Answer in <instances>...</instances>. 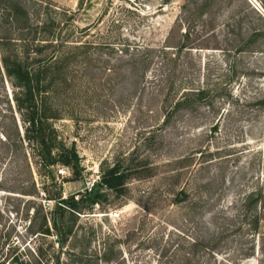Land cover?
Masks as SVG:
<instances>
[{
	"label": "rangeland",
	"instance_id": "obj_1",
	"mask_svg": "<svg viewBox=\"0 0 264 264\" xmlns=\"http://www.w3.org/2000/svg\"><path fill=\"white\" fill-rule=\"evenodd\" d=\"M254 1L0 0V264H34L38 249L60 264H264ZM3 57L42 79L30 106L44 139H28ZM46 145L53 158L73 148L77 175ZM114 166L121 188L99 187ZM91 188L101 198L58 253L42 216Z\"/></svg>",
	"mask_w": 264,
	"mask_h": 264
},
{
	"label": "trees",
	"instance_id": "obj_2",
	"mask_svg": "<svg viewBox=\"0 0 264 264\" xmlns=\"http://www.w3.org/2000/svg\"><path fill=\"white\" fill-rule=\"evenodd\" d=\"M2 62L6 75L14 79V86L25 90L24 98L21 96H15L14 100L18 109H28L27 114H21V121L23 124H25V131L35 133L32 138L30 137L28 139H34L39 136H42L44 139L46 134L44 133L45 125L43 126L42 117L41 115L37 116L36 112H34L30 106L34 101V85L40 82L42 79L40 76H38V74L33 75L32 72L24 70L22 64L17 59H15L13 63H10L6 57H3ZM43 117L45 118L47 116ZM5 136L7 138V135ZM18 139L21 140L20 135H18ZM45 148V151L48 153L49 159L53 165L59 164L66 168H70L72 169V173L77 175L78 156L73 148L63 149L57 154V157L55 158L51 156V146L46 145ZM39 163L43 168L48 167L44 159H41ZM48 173H51L50 169H48ZM125 178L126 175L122 172H119V168L114 166L113 168L103 172L98 186L101 188L104 187L108 190L118 191L121 188ZM100 198L101 194L92 188L88 191H85L84 194H72L66 198H61V196L58 195L54 196L55 202L57 201L54 213L57 212L59 215H50L48 218L46 216H42V221L38 225L36 232L45 237L50 236L51 234L49 229H42L41 227L44 219L45 221H49L51 229H53L55 232L56 245L58 246L57 251L59 253L72 235V229L79 219L78 214L82 213L85 209L89 210L90 207L97 203ZM67 213L68 215H66ZM54 252L46 256L41 252V250L38 249L34 264H49L51 259L54 260L52 264H60L58 255H56V252Z\"/></svg>",
	"mask_w": 264,
	"mask_h": 264
},
{
	"label": "built area",
	"instance_id": "obj_3",
	"mask_svg": "<svg viewBox=\"0 0 264 264\" xmlns=\"http://www.w3.org/2000/svg\"><path fill=\"white\" fill-rule=\"evenodd\" d=\"M66 167H62V168H60L58 171L60 172V173H64L65 171H66ZM110 215V217L112 218V219H117V218H119V212H117V211H115V212H113V213H111V214H109Z\"/></svg>",
	"mask_w": 264,
	"mask_h": 264
},
{
	"label": "bare ground",
	"instance_id": "obj_4",
	"mask_svg": "<svg viewBox=\"0 0 264 264\" xmlns=\"http://www.w3.org/2000/svg\"><path fill=\"white\" fill-rule=\"evenodd\" d=\"M253 2H255V1L253 0Z\"/></svg>",
	"mask_w": 264,
	"mask_h": 264
}]
</instances>
